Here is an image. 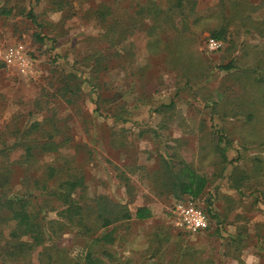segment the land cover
<instances>
[{
	"label": "rangeland",
	"instance_id": "1",
	"mask_svg": "<svg viewBox=\"0 0 264 264\" xmlns=\"http://www.w3.org/2000/svg\"><path fill=\"white\" fill-rule=\"evenodd\" d=\"M219 1L196 0L195 8H214ZM237 1L248 4L236 15L226 0L219 20L229 23V34L223 48L210 53L205 39L219 20L202 21L183 34L160 24L149 34L151 21L136 12L147 0H62L63 8L55 0H9L30 7L36 22L19 11L0 16V149L13 142L14 127L42 120L41 114L24 116L25 106L37 100L56 117L46 125L65 128L59 135L70 148L68 156L33 150L38 160L11 164L14 189L23 192L25 176L44 179L48 166H55L58 179L82 175L85 186L73 193L78 201L107 195L152 212L144 221L116 223V241L106 246L76 230L65 232L57 243L72 263L86 264L88 251L101 257L106 249L113 264H264V99L256 82L264 86V0ZM161 2L165 9L175 0ZM154 34L160 41L148 50L143 45ZM14 45H23L30 59L26 72L3 61ZM229 62L232 69L221 68ZM74 83L77 90L69 93ZM217 143L226 161L214 149ZM167 154L217 175L198 199L208 229L180 227L177 199L153 182L151 174ZM6 165L0 155V168ZM33 202H42L39 192ZM49 218H56L54 211ZM11 226L0 224V247ZM0 264L31 263L15 258Z\"/></svg>",
	"mask_w": 264,
	"mask_h": 264
},
{
	"label": "trees",
	"instance_id": "2",
	"mask_svg": "<svg viewBox=\"0 0 264 264\" xmlns=\"http://www.w3.org/2000/svg\"><path fill=\"white\" fill-rule=\"evenodd\" d=\"M147 1L149 3L139 6L136 12L144 15V21H151L146 30L149 34L154 32L160 24H169L178 34H183L191 31L192 26H197L196 24L202 21L219 20L221 19L220 11H223L226 2V0H220L214 8L199 11L195 8L196 0H175L174 4L165 9L161 7L162 0ZM230 2L236 15L244 4H248L237 0H230ZM55 4H58V8L64 7L62 0H55ZM186 5L188 6L185 11ZM17 11H19V15H25L26 18L36 22L30 7L27 9L24 5L13 6L9 0H0L1 17L15 15ZM219 24L218 27L210 29V35L224 41L229 34V23L227 21L222 23L219 20ZM111 28L114 29L113 26ZM146 32L142 31L144 34ZM36 37L42 40L39 34H36ZM136 37L138 38V36ZM159 41L154 34V38L147 39L143 46L149 50L152 46L158 45ZM233 67L232 62L221 66L224 70H230ZM261 81L264 82V76L261 77ZM256 82L259 84V87L257 86L258 94L264 99V86H261L257 78ZM77 87L78 85L74 83L69 89L67 87V90L69 93H75ZM170 105L172 102L162 104L157 110L160 111ZM34 114H41L42 120L33 121L23 128L14 127L12 132H9L13 142L11 144L4 143L0 149V155L6 159L7 164L0 168V224L12 223L9 231L2 232L6 239L3 246L0 247L1 260L13 261L15 258H22L31 264H74L71 262L66 248L60 247L61 245L57 243V240L59 241L65 232L76 230L80 236H92V241L106 246L116 241L114 235L116 223L128 221L132 217L143 221L152 216L151 209L146 205L138 206L132 215L127 203L117 202L107 195L83 196L81 201L76 200L73 193L77 188L85 186L82 175L70 174L64 179H58L55 166H48L44 179L41 177L31 179L25 176L23 179H25L26 186H22L23 192L16 191L10 180L11 164L38 160V157L33 155V150L57 152L59 155L65 154L66 156L70 150L67 144L68 138L59 135L62 132V136H65V128L57 129L52 126V129L45 123L48 118L52 120L56 118L55 115L50 116L52 115L51 109L46 107L42 101L37 100L34 104L26 105L24 109V116ZM49 122L50 120L47 121V123ZM221 139L222 135L217 138V141L220 143ZM219 143L214 146V149L219 151V155L223 156V160L226 161L224 148L217 149ZM63 162L68 164L66 158ZM215 177L217 175L209 177L207 173L201 172L193 162L184 158L176 160L170 154H167V158H163V156L160 158L158 167L151 174L153 182L160 181L163 187L170 189L169 193L177 200L187 197L203 198ZM121 179L125 182V188H129V178L123 175ZM50 182L52 185H49ZM234 188L238 189L237 186ZM35 191L42 196V202L39 205L33 202ZM37 196L39 195H35V197ZM51 200L56 201L57 206H52ZM129 202L132 201L129 200ZM50 211L55 212L56 218L48 219ZM208 211L213 217H219L217 213L212 212L209 206ZM23 236H27L29 239L22 240ZM101 253V257H94L91 251H88L83 257V261L86 264H113L109 260L110 253L106 249H102ZM104 257H107L109 261H106Z\"/></svg>",
	"mask_w": 264,
	"mask_h": 264
},
{
	"label": "built area",
	"instance_id": "3",
	"mask_svg": "<svg viewBox=\"0 0 264 264\" xmlns=\"http://www.w3.org/2000/svg\"><path fill=\"white\" fill-rule=\"evenodd\" d=\"M223 41L212 36L205 39L204 48L207 52H217L223 48ZM6 65H15L21 72H26L30 63L23 45H14L6 48L3 54ZM174 213L178 219V225L185 230L196 233L210 227V219L204 209L199 205L198 199L187 197L175 201Z\"/></svg>",
	"mask_w": 264,
	"mask_h": 264
},
{
	"label": "crops",
	"instance_id": "4",
	"mask_svg": "<svg viewBox=\"0 0 264 264\" xmlns=\"http://www.w3.org/2000/svg\"><path fill=\"white\" fill-rule=\"evenodd\" d=\"M137 207H138V206H136V207H135V209H136ZM128 208L131 210V212H132V215H134L135 209H134V210H132V209H131V207H130V204H128ZM129 220H132V221H133V220H136V219H134V217H132V218H131V219H129ZM129 220H128V221H129ZM138 221H139V220H138ZM143 221H144V220H143Z\"/></svg>",
	"mask_w": 264,
	"mask_h": 264
}]
</instances>
